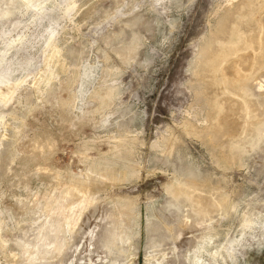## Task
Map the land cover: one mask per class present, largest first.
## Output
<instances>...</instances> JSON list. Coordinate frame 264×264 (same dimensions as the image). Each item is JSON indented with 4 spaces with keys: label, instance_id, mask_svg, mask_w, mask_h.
Returning <instances> with one entry per match:
<instances>
[{
    "label": "rangeland",
    "instance_id": "obj_1",
    "mask_svg": "<svg viewBox=\"0 0 264 264\" xmlns=\"http://www.w3.org/2000/svg\"><path fill=\"white\" fill-rule=\"evenodd\" d=\"M239 1L15 0L0 15V264L33 228L47 264H264V130L249 151L209 138L225 98L260 99L257 80L211 91L198 74ZM253 9L240 53L264 81V1ZM184 182L228 202L202 214Z\"/></svg>",
    "mask_w": 264,
    "mask_h": 264
},
{
    "label": "bare ground",
    "instance_id": "obj_2",
    "mask_svg": "<svg viewBox=\"0 0 264 264\" xmlns=\"http://www.w3.org/2000/svg\"><path fill=\"white\" fill-rule=\"evenodd\" d=\"M260 1L262 0H240L234 6L231 5L232 7L228 8L227 9L228 11L226 10L227 14H225L222 17V19L218 22V25L216 27L217 29L212 31V35L207 38L206 42L202 46L204 56L201 58V60H199V62L201 61L200 63L202 66L198 74L201 77L204 76L203 79L207 80L208 87L211 89V91L214 90V87H217L218 80L221 83L222 89L224 88L222 84H225L227 87H229L227 88L228 91H230V89L236 84H245V83L249 84V83H253L254 80H257V84H258L257 92L260 93V99L255 98L252 91L248 93L247 97H244L241 100L233 98V100L230 102V101H227L225 98V101L223 102L224 109L219 111V113H217L216 123L210 131L211 134H209L210 140L215 142L217 146L219 144H224L225 142L228 143V145L232 146L233 145L232 142H233V143L244 144L246 148L248 149L247 151L252 150L254 148L253 146L249 145V142L251 141L252 137L257 132H259L260 128L264 130V123H263L264 117L260 118L259 116L260 114H257L256 112L254 113V109L252 108V105H256L257 107L264 108V81H262L260 77L254 78L255 72L260 67L256 65L248 64L245 61L248 58L247 54L240 53L243 50V34H242L243 29H241L240 27L243 25H241L240 20H242L247 13L251 12L253 7ZM14 2L15 0H7V2L5 3L7 5V8H2L4 5H3L2 0H0V15L2 16V15L9 14L11 12L10 8L14 6ZM248 26H251V24ZM249 29L250 27L246 28V30L248 31H250L252 28L250 30ZM224 39H230L231 41V44H229L227 48L221 45V43H219V40H224ZM259 49L262 51V55L259 57L264 58V39H260ZM230 50L232 51V53H237V54L234 55L233 57H230V54H229ZM259 57H257V54H254L253 56L254 62H255V63L253 62L254 64L258 62ZM232 97H235V96H232ZM211 101H212L211 110H213L212 112H217L216 104L218 101L217 100L215 101L214 97H212ZM261 114L262 116H264V112ZM224 136L227 137L226 140H224ZM223 157L227 162V158L224 155ZM196 183L184 182L180 184V186L178 187V191L179 193H181V195L183 194L187 196L188 198L197 197L198 204H199L198 208H199L200 213L208 216L212 213L213 209H216V210L220 209L221 207H224V204H227L228 201L226 202L225 200L227 199V197L224 199L225 201H222L220 198H217V200L215 201L211 199V196H209L208 194H205V195L197 194L199 190L196 187L198 186L196 185ZM189 220L191 219L189 218ZM193 224H194V221H193ZM32 230H33V233L30 234L31 235L30 238L33 240L29 239V243L31 244H27V247L24 252L25 256L20 260H15L14 264H47L51 262L49 260L50 254H46L43 251V248L41 247H34L35 239L37 237L36 232H38V230H36L35 228H33ZM169 231H172V230H169ZM178 233L179 232H177V234ZM25 235L27 234L25 233ZM114 235H115V231L112 233L109 239L104 240L105 242L104 247H105V251L107 255H111L113 253L112 250H113L114 244L112 243V240L114 238ZM56 237L57 236H55V238ZM127 237L128 235L126 234L125 230H122L120 235H118L119 244H116L115 247L118 248L120 251H124L125 244L128 239ZM152 243H151L153 245L152 247H155L154 241ZM56 246H53L55 248V252L59 250L58 245ZM47 251L49 252L48 249ZM117 261H118L117 258L114 259L113 261L114 264H116Z\"/></svg>",
    "mask_w": 264,
    "mask_h": 264
}]
</instances>
